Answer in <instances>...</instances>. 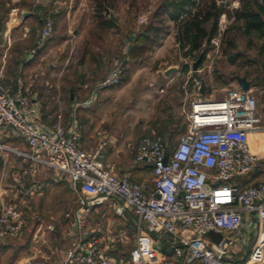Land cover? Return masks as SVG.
Here are the masks:
<instances>
[{
	"label": "built area",
	"instance_id": "2783aa9c",
	"mask_svg": "<svg viewBox=\"0 0 264 264\" xmlns=\"http://www.w3.org/2000/svg\"><path fill=\"white\" fill-rule=\"evenodd\" d=\"M222 34L211 41L206 59L219 52ZM53 36L54 21L48 16L39 45ZM123 61L95 83L90 99L74 105L67 126L53 128L38 122L39 110L22 81L10 93L2 85L0 73V131L23 140L29 148L28 153H19L29 163L22 178H34L39 167L45 166L69 176L82 194L80 211L110 201L117 215L131 212L137 229L130 255L133 264H151L156 251L154 235L170 240L175 261L168 264H264V183H250L263 161L251 149L252 136L264 134L258 100L240 86L222 100L201 99V82L191 69L190 87L196 96L190 98L185 112V134L173 146L161 137L146 136L139 142L135 162L150 165L154 175L153 188L147 191L144 185L117 176L113 167L100 163L106 142L94 150L86 149L76 114L78 107H90L99 94L122 83ZM205 71L201 68L198 73ZM207 71L211 73L212 67ZM76 218V228L81 231L84 220L80 215ZM26 224L19 206L0 205V239L21 237ZM244 229L256 231L249 254L244 251ZM210 232L220 234L221 240L217 243L210 238ZM240 247L243 251L234 252ZM111 262L100 236L76 240L66 251L64 264Z\"/></svg>",
	"mask_w": 264,
	"mask_h": 264
},
{
	"label": "crops",
	"instance_id": "0c3cea01",
	"mask_svg": "<svg viewBox=\"0 0 264 264\" xmlns=\"http://www.w3.org/2000/svg\"><path fill=\"white\" fill-rule=\"evenodd\" d=\"M233 2L237 3L235 8L238 9L239 1ZM65 17L70 19L66 25L68 34L72 36L66 33L60 39L54 38L32 52L16 53L14 60L8 59V53L0 42L2 85L10 93H14L18 81L21 80L26 94L32 98L34 106L39 110L38 122L48 128L69 124L74 105L90 99L95 83L109 73L117 62L116 53L121 49H106L105 46L100 49L97 45L91 46L84 32L85 22L82 21L77 24L78 28H74L78 23L76 18L71 20L70 12ZM13 18L17 20V15ZM25 21L18 23L16 27L18 32L23 34L21 40H25L31 33ZM115 28L117 26L109 30ZM134 36L123 40L125 47L122 52L126 55L130 51H126L127 45L131 46ZM167 42L164 39L158 46V54L166 49ZM175 46L179 45L176 43ZM77 50L81 51L83 57L78 60V69L81 71L75 78L66 74L70 59ZM169 69H174V72L168 77L166 73ZM159 72L165 75L168 82L175 80V76L186 77V83L193 82L190 71H180L177 64H170ZM190 86L187 91L182 90L184 100L189 103L190 98L196 96ZM164 90L162 89V92ZM108 98L101 93L90 107L77 108L76 114L84 144L88 149H93L106 142L100 163L108 169L113 167L117 176L129 177L150 191L154 184L152 167L135 162L139 143L135 146L126 143L127 140L120 141L117 135L120 122L107 114L111 106ZM186 101L180 104L184 107ZM262 121L264 123L263 119ZM170 133L175 134L174 131ZM151 137L163 138L159 135ZM251 149L253 150L252 145ZM28 152L29 148L23 140L10 138L0 131V205L16 203L27 218L21 237L0 239V264H64L66 251L76 240L100 236L105 240L106 253L112 261L111 264H133L130 255L136 246L137 229L131 212L117 215L115 206L110 201L86 212L80 211L78 199L82 194L78 189L75 190L69 176L45 166H40L36 176L25 181L22 173L29 163L19 153ZM77 215L84 220L81 231L76 228ZM154 238L156 251L150 260L151 264H168L175 261L170 240L167 237L158 238L157 235H154Z\"/></svg>",
	"mask_w": 264,
	"mask_h": 264
},
{
	"label": "rangeland",
	"instance_id": "374dc122",
	"mask_svg": "<svg viewBox=\"0 0 264 264\" xmlns=\"http://www.w3.org/2000/svg\"><path fill=\"white\" fill-rule=\"evenodd\" d=\"M163 1L111 0V8H106L104 14L105 18L110 19L117 28L107 30L100 25L97 19L98 13L101 12L97 11L94 0H48L44 2L0 0V42L4 45V51L8 53V59L14 60L16 53L27 54L54 38L60 39L66 33L71 35L68 34L69 29L66 25L70 19L65 17L70 12L71 20L76 18L78 22L74 28H78L82 21L85 22L84 32L91 46L97 45L100 49L103 46L106 49L121 48L116 53L115 61L124 60L126 72L122 83L102 92L109 97L111 103L110 109L107 110L108 116L120 122V131L117 134L120 141L126 142L127 140L126 143L136 146L143 137L159 135L170 141L168 143L173 146L187 131L185 112L190 107V103L184 100L185 95L182 90L188 79L175 76V80L168 82L165 75L158 71H162L170 64H177L180 71H183L185 65L193 62L190 59L185 60L179 46H175L177 42L174 24L167 22L170 26V34L165 39V42L168 41L167 46L161 54H158L160 47H157L145 54L139 62V60H132L129 54L122 52L125 47L123 40L130 39L146 26ZM217 2L218 5L224 7L226 12L219 22V33L221 31L223 33L222 44L219 52L211 53V58L205 59L203 65L200 66V69H206L205 72L199 74L202 75L207 85L206 94L201 95V99L222 100L229 92L239 88L237 77H245L251 82L250 95L258 100L260 117L264 120V40H259L255 36L246 37L234 26V17L231 18V12L236 9V2L233 0H217ZM25 12L32 14L25 21L31 33L25 40H21L23 34L18 32L19 29L16 27L23 21ZM16 15L17 20L13 18ZM48 16H51L54 21V36L39 45ZM141 20L145 22L141 23ZM232 40L237 46L233 54L239 55L235 64L229 62L226 54V49ZM130 47L127 45V52ZM82 57L80 50L75 51L68 64L66 75H72L75 78L79 75L78 72L81 69H78V60ZM210 66L212 67L211 73L207 71V67ZM188 83V86L191 85V81ZM162 89H165L164 92ZM182 101H186L184 107L180 104ZM170 131H174L175 134L172 135ZM251 145L253 152L262 157L263 161L261 171L251 177L250 183H264V134L253 135ZM86 149L94 150V148L88 149L87 147ZM243 234H247L244 240L245 245L247 244L244 251L245 254H249L256 238V231L244 229ZM240 251H243V247L237 248L234 252Z\"/></svg>",
	"mask_w": 264,
	"mask_h": 264
},
{
	"label": "trees",
	"instance_id": "16d2710c",
	"mask_svg": "<svg viewBox=\"0 0 264 264\" xmlns=\"http://www.w3.org/2000/svg\"><path fill=\"white\" fill-rule=\"evenodd\" d=\"M240 7L233 11L234 26L246 37L255 36L264 40V0H238ZM98 13L97 19L105 29H112L114 23L105 18L106 8H111V0H94ZM190 9L188 10V8ZM225 9L217 0H164L153 13L151 20L144 26L132 41L129 57L142 60L143 56L158 47L170 34L172 22L176 29V42L182 57L197 60L204 51L203 65L211 41L219 34V22ZM230 30V29H229ZM236 44L229 42L226 54L231 64H235L238 54H233ZM189 64L184 72L190 71ZM162 134V133H160Z\"/></svg>",
	"mask_w": 264,
	"mask_h": 264
},
{
	"label": "water",
	"instance_id": "95a60500",
	"mask_svg": "<svg viewBox=\"0 0 264 264\" xmlns=\"http://www.w3.org/2000/svg\"><path fill=\"white\" fill-rule=\"evenodd\" d=\"M39 1L44 2V1H48V0H39ZM29 16H30V13H28V12L23 13V21H25ZM204 57H205V54L203 51L202 53H200L197 60H195L191 63V69L195 73V77L201 82V89H200L201 95H205L206 90H207V85H206L204 78L202 77V75H200L198 73L200 70V65L204 60ZM172 72H174V69H169L166 73V76H169ZM237 83L240 86V88L245 92H248L252 89L251 82L248 81L247 78H245V77H237ZM168 159H169V153L167 154L166 161H168ZM209 237L212 238L213 240H215L217 243L222 238V236L220 234H216L214 232H210Z\"/></svg>",
	"mask_w": 264,
	"mask_h": 264
},
{
	"label": "bare ground",
	"instance_id": "6f19581e",
	"mask_svg": "<svg viewBox=\"0 0 264 264\" xmlns=\"http://www.w3.org/2000/svg\"><path fill=\"white\" fill-rule=\"evenodd\" d=\"M253 151V150H252Z\"/></svg>",
	"mask_w": 264,
	"mask_h": 264
}]
</instances>
